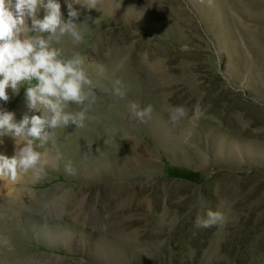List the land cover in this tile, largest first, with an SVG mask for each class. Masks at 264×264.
<instances>
[{
	"label": "rangeland",
	"instance_id": "374dc122",
	"mask_svg": "<svg viewBox=\"0 0 264 264\" xmlns=\"http://www.w3.org/2000/svg\"><path fill=\"white\" fill-rule=\"evenodd\" d=\"M101 1L57 46L107 91L0 189V264H264V0ZM3 107L26 112L24 90ZM209 209L226 222L197 227Z\"/></svg>",
	"mask_w": 264,
	"mask_h": 264
},
{
	"label": "clouds",
	"instance_id": "9594fccd",
	"mask_svg": "<svg viewBox=\"0 0 264 264\" xmlns=\"http://www.w3.org/2000/svg\"><path fill=\"white\" fill-rule=\"evenodd\" d=\"M65 3L67 18L61 0H0V140L8 136L16 144L11 156L0 152L2 181L15 182L21 172L29 170L39 175L43 171L42 153L37 149L48 143L51 131L70 124L85 127L97 90L107 91L92 78L78 51L67 53L57 46L64 37H70L74 45L83 42L80 12L74 4L93 9L97 8L98 0H65ZM22 89L27 111L17 119L16 113L3 104ZM111 92L120 98L126 95L121 79L112 80ZM71 105L76 110H69ZM133 108L138 106L133 104ZM150 111L138 110L136 116L143 119ZM186 115L182 105L170 110L174 123ZM66 171L73 173L71 162ZM225 222L221 211L209 209L206 218H197L196 226L207 228ZM2 243L6 245L9 241L5 239Z\"/></svg>",
	"mask_w": 264,
	"mask_h": 264
},
{
	"label": "bare ground",
	"instance_id": "6f19581e",
	"mask_svg": "<svg viewBox=\"0 0 264 264\" xmlns=\"http://www.w3.org/2000/svg\"><path fill=\"white\" fill-rule=\"evenodd\" d=\"M109 1V0H108ZM107 1V2H108ZM98 2H102L101 0H98ZM110 2V1H109ZM82 6V5H81ZM109 7V6H108ZM20 106V105H19ZM24 107V106H23ZM23 107L21 108V107H18V116L16 117L17 119H20V118H22V116H23V114L25 113L24 111H23ZM21 108V109H20ZM6 140H10L11 141V143H12V138L11 137H8V136H5V137H3L2 138V140H0V148H3V143L6 141ZM9 141H7V143L6 144H10V143H8ZM15 143V142H14ZM6 146V145H5ZM8 147H9V145H8ZM13 148V147H12ZM4 149V148H3ZM5 149H7V148H5ZM9 152V151H8ZM9 154V153H8ZM10 156V155H9ZM11 183V181L10 180H7V179H5V180H0V189L1 188H4V187H8L9 186V184ZM21 192H22V195H24L25 193H26V191H24V190H21ZM30 194V193H29ZM34 196V195H33ZM6 253V252H5Z\"/></svg>",
	"mask_w": 264,
	"mask_h": 264
},
{
	"label": "trees",
	"instance_id": "16d2710c",
	"mask_svg": "<svg viewBox=\"0 0 264 264\" xmlns=\"http://www.w3.org/2000/svg\"><path fill=\"white\" fill-rule=\"evenodd\" d=\"M177 175H179V176H184V177H191L192 175H193V173L192 172H190V171H185V170H176V172H175ZM190 179H192V178H190ZM195 179V178H194Z\"/></svg>",
	"mask_w": 264,
	"mask_h": 264
}]
</instances>
